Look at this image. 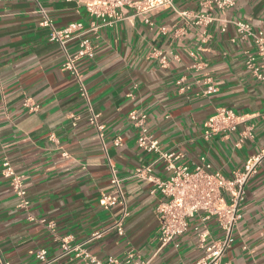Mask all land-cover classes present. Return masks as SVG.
I'll return each instance as SVG.
<instances>
[{"label":"crops","instance_id":"0c3cea01","mask_svg":"<svg viewBox=\"0 0 264 264\" xmlns=\"http://www.w3.org/2000/svg\"><path fill=\"white\" fill-rule=\"evenodd\" d=\"M38 4L57 29L71 22L87 29L95 20L80 0H0V264H41L40 249L45 264H103L129 252L149 264L197 262L205 254L199 234L209 243L223 230L214 217L198 213L186 233L160 245L155 208L163 198L146 176L169 175L161 152L191 168L204 156L226 177L262 153L219 264H264V82L245 67L244 53L254 45L233 23L264 31V0H234L224 10L207 0H172L173 7L152 14L151 25L128 17L77 31L67 53L75 54L82 37L94 44L92 57L75 62L86 97L64 68L65 50L40 25ZM199 13L213 20L196 24ZM209 86L214 91L208 93ZM222 108L239 117L235 130L207 137L205 123ZM131 110L147 114L158 152L137 146ZM91 114L101 130L90 123ZM247 130L252 137L235 146ZM5 163L21 177L23 197L5 175ZM110 164L126 199L122 235L111 228L119 207L100 203L112 191ZM147 166L145 176L134 175Z\"/></svg>","mask_w":264,"mask_h":264},{"label":"built area","instance_id":"2783aa9c","mask_svg":"<svg viewBox=\"0 0 264 264\" xmlns=\"http://www.w3.org/2000/svg\"><path fill=\"white\" fill-rule=\"evenodd\" d=\"M89 16L94 18L87 29H83L81 22H71L67 26L57 29L53 26L52 20L48 16L45 8L38 4V12L41 13L42 19L40 25L50 29L49 40L60 44L65 50L66 61L64 68L69 69L71 73L77 77L79 91L86 97L81 77L75 65L76 60L83 57H92L94 44L89 37H82L79 40L78 48L74 55L66 52L65 44L72 39L77 31H81V35L88 31H96L99 27L111 25L117 20L124 18L137 17L142 22L151 25V16L155 12L166 8L173 7L172 0H80ZM219 10H224L234 5V0H207ZM128 12H130L129 15ZM195 23L205 25L210 23L213 18L208 14H196ZM237 34L240 38H249L253 45V51L244 53V65L251 75L259 81L264 82V31L254 29L245 21H234ZM165 28L162 27L161 30ZM221 30H225L224 26ZM162 58H164L162 56ZM214 91L213 86L207 88V92ZM127 118L139 130L136 139L137 146L146 152H158L157 140L148 132L147 114L137 110H131ZM239 117L229 108L220 109L215 115L210 117L205 126L206 136L223 132L229 133L235 130ZM89 121L98 129L102 126L97 123V115L91 114ZM252 137L251 130L245 131L242 138L235 143L239 146V142L246 138ZM116 144L118 142L116 141ZM160 158L166 161V168L169 175L166 178L151 177L153 183V191L158 192L162 196V200L156 206L155 212L158 216L157 238L161 246H165L173 240L187 232L189 228V219L195 214L201 213L202 219L206 220L214 217L218 226L223 230V237L211 240L206 243V234H199L198 245L203 249L205 254L194 264H219L221 256L230 246L232 240V231L239 219V212L242 201L245 197V185L248 178L255 174L258 165L262 160V153L248 157L240 170H236L229 177L224 176L221 172L212 169L211 164L204 156L200 157L198 164L192 168L183 164L175 163L177 155L172 152H161ZM5 175L13 176L8 163H5ZM110 182L112 191L102 195L100 203L106 207L118 206L119 213L113 222L111 228H114L119 235L124 233L123 222L128 215L126 208V199L121 187V178L118 176L116 169L110 164ZM150 172L149 166L138 168L134 175L145 176ZM21 177L13 176V186L16 193L24 196V189L21 183ZM22 200V204H26ZM53 228V223L49 224ZM103 232H95L94 237H99ZM63 249L69 252V247L63 244ZM36 258L41 264L46 263V251L40 249L36 252ZM9 264V263H5ZM94 264H99L95 262ZM103 264H149L148 260H141L129 252L125 258L116 259L109 257Z\"/></svg>","mask_w":264,"mask_h":264}]
</instances>
